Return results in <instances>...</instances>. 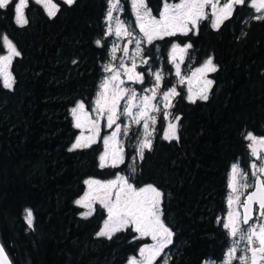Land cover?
Listing matches in <instances>:
<instances>
[{"label":"trees","instance_id":"trees-1","mask_svg":"<svg viewBox=\"0 0 264 264\" xmlns=\"http://www.w3.org/2000/svg\"><path fill=\"white\" fill-rule=\"evenodd\" d=\"M146 1L159 8L163 0ZM57 2L51 17L32 3L23 25L12 7L0 9V55L3 35L20 53L11 64L12 87L0 77V241L14 264H126L147 238L131 226L111 238L98 235L105 209L97 204L85 217L76 199L87 178L108 179L127 162L101 167V141L70 150L79 132L72 108L78 101L92 106L104 74L108 0ZM235 27L233 20L220 33L201 27L194 47L211 50L222 64L212 93L203 101H177L176 139L164 138L158 119L151 149L131 176L135 185L152 184L162 193V219L173 234L165 264H224L231 245L221 219L229 172L246 158L247 134L264 127V74L257 65L264 36L255 32L242 41L236 57Z\"/></svg>","mask_w":264,"mask_h":264},{"label":"snow or ice","instance_id":"snow-or-ice-1","mask_svg":"<svg viewBox=\"0 0 264 264\" xmlns=\"http://www.w3.org/2000/svg\"><path fill=\"white\" fill-rule=\"evenodd\" d=\"M36 3H41L48 15L55 16L59 10L58 5L53 3L52 0H35ZM75 0H64L66 4H73ZM12 3V0H0V9H4ZM27 0H19V3L15 5V11L17 13L16 21L18 24H26L27 20L24 18L22 9L26 6ZM249 5L255 9L257 13H264V0H178V2L169 3L168 0H164L163 10L160 12L159 19L152 15L151 9L147 7L145 0H132V7L136 13L137 26L140 32L143 33V37L148 44H151L155 39H163L166 36H174L178 32L187 34L190 30L189 25L195 27L200 20L208 18L206 8L211 9V15L214 17L212 22L213 28H219L220 24L224 20L228 19L234 10L236 5ZM119 7V0H110V10L107 13V20L112 21V11ZM254 19H264V14L257 15ZM108 34H111V28ZM115 34L117 36H131L127 30V26L123 21L117 20L115 27ZM3 44L7 47V55H0V77L3 79V86L5 88H11L13 85V78L11 74V64L14 57L20 55L19 51L12 44V42L5 35L3 36ZM98 45L101 41H96ZM131 43V41H129ZM137 52L140 51V41H136ZM191 45H186L181 48L179 45H173L171 50V59L176 61L177 53H184ZM115 51V48H113ZM125 52L127 49L125 48ZM183 57L181 56V60ZM147 63V61H144ZM123 67V64H121ZM136 65L133 63L131 69H127L128 79L137 80L143 82V76L139 73H134ZM176 76L181 77L180 64L176 63ZM105 71H112L111 65L105 66ZM216 67L213 64L211 58H209L205 64L197 68L193 72V77L206 72H215ZM156 86L152 89L153 95L151 97L144 96L141 98L140 105L134 103L136 100L135 91H129L128 89L120 88V84L123 81L119 80V73H114L110 78H106L100 86V92L95 101L96 107L93 109L97 113L98 118L107 114V127L111 128L116 123L117 109L119 107V101L124 99L125 95H128L127 103L123 109V115L130 117L132 122L139 124L141 120H144L143 125L145 131V139L140 144V158L143 159V150L145 148L151 149V140L147 137L151 135L148 131L147 119H151L155 123V117H150L148 109L151 107L153 111H158L155 105L151 104V100L155 99L156 89L160 87L163 79L160 72L154 73ZM184 77H181L183 82ZM119 81V83H114ZM191 83V81H189ZM205 85L210 87L211 80H205ZM112 88V94L109 95V88ZM191 87L189 92H191ZM175 87L170 88L163 93L164 101H169L170 97L177 95ZM200 99L206 100V88L202 89L196 94ZM189 99L195 102L190 95ZM170 103L166 104V107H170ZM139 107V111L133 113V108ZM72 115L75 118V127L84 128L88 127L90 133L89 136L84 137L81 135L77 138L76 142L72 145V149L81 147H89L92 143H95L99 136V123L98 119L93 120L90 118L89 113L85 111L84 103H79L72 109ZM168 114L165 113V116ZM120 125H116V131L111 136L104 138L105 151L100 156V166H108L106 161L110 157L112 160V167H115L117 163L123 162V157L119 148L114 145L117 143V134L120 132ZM165 139H176L175 125L169 124V130L165 133ZM251 141L249 148L252 155L262 163L258 166L253 163L251 167L254 169L252 175L256 177V182L253 185L247 183V173L240 169L238 164L232 165L231 173L229 177V188L231 189V195L228 199V204L231 208L233 204H238L243 208V214L235 211H229L227 216V222L223 223V227L228 230L231 237L236 238L239 234V240H233V246L229 248L226 253V259L224 264H232L234 259H239L240 264H264V180L260 178V175H264V156L261 155L264 152V137H256L252 133H248L245 137ZM258 173L260 175H258ZM89 186V192L85 195L83 200L77 201V204L89 209L84 213L85 217L92 214L95 210L92 208V202L98 201L100 205L107 210V220L104 222L102 230L98 233L100 236H111L123 229L131 226L133 230L139 233L138 238L151 237L155 244L144 245L139 250L140 259L135 257L130 258L129 264H153L158 256L162 253L163 249L170 243H172V232L165 225L161 219L162 210V193L153 185H146L143 187H135L129 183L124 176H117L115 180L107 182H101L99 180L89 179L85 181ZM253 187L255 190L250 192L246 199L241 203L240 195L241 189H247ZM115 190V191H113ZM87 201V203H85ZM258 205V209H254L253 205ZM26 219L29 227L33 223V213L30 209H26ZM254 212H258L255 223H251L254 219ZM241 225H247V228H242ZM246 243L245 254L240 257L236 256L237 247L239 242ZM0 264H11L8 254L5 251V247L0 245Z\"/></svg>","mask_w":264,"mask_h":264},{"label":"flooded vegetation","instance_id":"flooded-vegetation-1","mask_svg":"<svg viewBox=\"0 0 264 264\" xmlns=\"http://www.w3.org/2000/svg\"><path fill=\"white\" fill-rule=\"evenodd\" d=\"M147 7L151 9L152 15L155 16L157 19H159L160 12L163 10V4L164 0L162 1L159 8H154L145 0ZM168 2H178L176 1H169ZM19 3V0H12V3L9 4V8H13L14 12V18L16 20L17 13L15 11V5ZM32 3H36L35 0H27L26 6L22 9V13L24 18L26 19V10L30 7ZM54 3L58 5L57 0H54ZM43 7L41 3H36ZM44 8V7H43ZM5 9V8H4ZM110 10V0H108V6H107V12H106V18H105V45L107 49V57L105 59V62H112L114 57L117 58L119 56V53H117L119 50H122L123 48L132 49L133 43L135 40L137 41L138 37L143 36V33L140 32L139 27L137 26L136 21V15L133 11L132 2L131 0H119V7L112 11L113 20L110 22L107 20V13ZM46 11V10H45ZM205 11L208 13V18L200 20L198 24L195 27H192L189 25V31L187 34L177 33L174 36H166L163 39H155L151 44H147L146 41H142L144 45H142L141 48L145 47V50L143 51L144 59L142 61V65H136L137 72L134 71V73L142 74L144 83L143 84H151L154 83L155 77L152 76L151 69L155 70L160 68L161 75L163 77L161 81V88L162 90L170 89L172 87H175L176 92L178 93L175 95V97L172 98V103H170V109L171 113L174 116H179L178 112L176 111L177 101L183 99L187 102H192V100L189 99V95L193 97L195 102L197 101H203L204 99H200L196 94L199 93L202 89L206 88V94L207 97H210L213 89V85L215 82V73L220 70L222 64L220 60L216 59L215 54L209 50L203 49L201 52L198 51L193 44V40L196 37V35L199 33L200 29L204 25H209L212 27V22L214 17L211 15V9L206 8ZM47 12V11H46ZM264 13H257L255 9L249 5H236L234 7V10L232 12V15L223 21V23L227 20H233L235 21V28L232 30V33H234V46H233V56L238 57V54H240L241 51H243L242 41L248 40L249 38H253L255 32H260L264 36V19L257 20L254 19L255 16L261 15ZM120 20L125 23L127 26V30L132 33L131 36H117L115 34V27H116V21ZM239 21V22H238ZM223 23L220 24L219 28H214L218 33L221 31V26ZM259 28V30H257ZM111 28V34L109 35V29ZM220 31V32H219ZM7 36V35H6ZM131 41V43H129ZM120 42V43H119ZM191 45V47H188L186 49L187 52V58L191 57L193 60L194 65H200L203 66L205 62L211 58L213 61V64L216 67L215 72H206L204 74H198L193 77V72H191L190 77L188 80L184 83L174 81V72H173V65H172V59L171 56H169L170 51L172 50L173 45H179L180 47L184 48L186 45ZM116 48V53H112V48ZM259 52V51H258ZM257 52V53H258ZM260 56H258L257 65H259V69H261V73L264 74V46H263V53L259 52ZM144 61H147L145 63ZM187 63V62H186ZM127 74V71H125V75ZM205 80H211L212 84L210 87L206 86L204 81ZM191 81V83H189ZM143 85L136 84V88L142 89ZM191 87L192 91L189 92V88ZM191 93V94H190ZM87 105V104H86ZM88 108L91 107L87 105ZM150 109V108H149ZM148 109V110H149ZM133 111V110H132ZM163 114L159 113L158 118H162ZM158 123V121H157ZM164 132V131H163ZM256 137H264V127L262 130L255 134ZM251 141L248 140V153L246 155L245 159H240L235 161L234 164H238L242 169H248L250 166V163L258 162V160L255 156L252 155L251 149L249 148V144ZM262 156H264V152L261 153ZM260 175V174H258ZM262 180H264V175H260ZM256 182V177L253 180V184ZM229 184V183H228ZM252 184V185H253ZM152 185V184H147ZM252 187L251 190H249L246 195L244 196L243 201L246 199V196L253 190ZM242 201V202H243ZM241 202V203H242ZM254 209H258V205H254ZM241 213H242V207H241ZM256 216H258L255 212ZM147 242H151V238L146 237ZM146 244V243H144ZM169 246V245H168ZM166 246V250L168 248ZM165 250V253H166ZM164 257L160 256L159 261L155 264H164ZM163 258V259H161Z\"/></svg>","mask_w":264,"mask_h":264},{"label":"rangeland","instance_id":"rangeland-1","mask_svg":"<svg viewBox=\"0 0 264 264\" xmlns=\"http://www.w3.org/2000/svg\"><path fill=\"white\" fill-rule=\"evenodd\" d=\"M52 2L54 3V0H52ZM131 2H132V0H131ZM169 3H171V2H169ZM44 9H45V7H44ZM133 11L135 13L134 9H133ZM135 15H136V13H135ZM3 36H5V35H3ZM8 39L16 47L14 42L9 37H8ZM137 39L140 41V44H139L140 51L139 52H137V44H136V40H135L133 42V43H135V45H133V47H131L132 49H129L127 52H125V49L123 48L122 50H119L117 52V53H119V56L117 58L114 57V59H113V61L111 63L110 62H104V74L102 76V80H101L100 86H101V84L103 83V81L106 78H110L114 73L118 72L119 73V80L123 81V83L119 85L120 88L128 89L129 91H135L136 100L134 101V103H136L137 105H140V101H141L142 97H144V96L151 97L153 95L151 90L155 88L156 80L154 81V83H151V84H149V83L148 84H143L144 83V79H143V82H140V81H137V80H129L128 79V74L125 75V71L127 69H131L133 63H135V65H142V61L145 60L144 59V54H143V51L145 50V47H143V48H141V47H142V45H144V43L142 41H146V39L143 36H140ZM2 41H3V39H2ZM4 47H5V52L3 54H1V55H7V47H6V45H4ZM113 48H115V51H113ZM113 48H112V53H116V48L117 47H113ZM169 56H171V51L169 53ZM181 56L183 57L182 60H181ZM176 63L180 64L181 77H184L183 82H181V77L176 76V67H175ZM121 64H123V67H121ZM106 65H111L112 71H105V66ZM172 65H173V72H174V81H178V82H181V83H184V82H186L188 80V78L190 77L191 72H194L197 68L202 67L200 65H194L192 58L191 57L187 58V52L186 51L184 53H179L178 52L176 61L175 62L172 61ZM134 71L137 72L136 67H135ZM150 71L152 72V76H154V73H156V72H160L161 73L160 68L155 69V70L151 69ZM114 83H119V81H116ZM136 84H137V86L138 85H140V86L143 85L142 89L136 88ZM100 86H99L97 95H96L91 107L88 108V106L83 101H78L73 108H75L79 103L82 102V103H84L85 111L89 113L90 118L93 119V120H97L98 119L99 136L97 137L96 142L101 141L102 144H103L104 149H103V152L101 153V155L105 151V145H104V142H103L104 138L111 136L112 133L114 131H116V125H120L121 130L117 134V138H116L117 143L114 146H117L120 149L122 157H123V162L122 163H117L116 166H120L123 163L127 162L126 165H125V168H127V169L116 172V174L114 176H112V177H110L108 179H100L98 177H89V178L86 179V181L89 180V179H94V180H99L101 182H107V181H110V180H115L117 178V176H124L128 180L129 183L133 184L137 188L146 186L147 184H144L142 186H137V185H135L133 183V181L131 179V176L135 173V170H136L137 160L140 159V144H141V141H143L145 139V131H144V127H143L145 121L141 120V122L139 124H136V123L132 122L130 117H126L125 115L122 114L123 113V109H124V107H125V105L127 103V100H128V95H125L124 99L119 101V107L117 109L116 123L113 124V126L111 128L107 127V114H104V116H101V117L98 118L97 113L93 111V109L96 107L95 101H96V99L98 97V93L100 92ZM168 90L169 89H167V88L165 90H162L161 85H160V87L158 89H156L155 99L151 100V104L155 105L156 108L158 109V111H153L152 108L150 107V109L148 110L149 116L150 117H155V123H153V121L151 119H147L148 131L151 133V135L148 136L147 138L150 139L151 142L153 140V136H154L155 130L157 128V121L159 119L158 118V114L159 113L163 114V119H164V125H163V131L164 132H163V135L165 136V133L169 130V124H173V125H175V134L177 136V132H178V128H179V116H174L171 113V111H169L170 107H166V104L172 103V101H173L172 98L175 97V95L170 97L169 101H164V99H163V93L168 91ZM111 94H112V88L110 86L109 95H111ZM138 111H139V107L133 108V113L134 114L136 112H138ZM165 113H167L168 115L165 116ZM73 119H74V124H75V118L73 117ZM78 129H79V132H78V135H77L74 143L76 142L77 138L80 137L81 135H83L84 137H87V136L90 135V133L88 131V127L78 128ZM146 149L147 148H145L144 150H146ZM144 150H143V152H144ZM106 163H107V165L111 166L112 160H111L110 157L108 158ZM253 163H255V164H257L259 166L262 163V161L261 160L258 161V162H253L252 161L250 163L249 168L247 170L246 169H242L239 166L240 169L243 170V172L247 173V183L249 185L253 184V180L255 178L252 175V172L254 171V169L251 167V165ZM230 173H231V170L229 172V177H230ZM251 189H252V187L240 190L241 193H242L240 195V202L243 201L244 196ZM113 191H115V190H113ZM88 192H89V186L86 184L85 191H84V193L81 196H79L76 199V204H77V201L83 200L85 195ZM230 195H231V189L229 188V184H228V197H227L228 199H229ZM85 203H87V201H85ZM97 204L100 205V203L98 201H93L92 202V208L95 209ZM77 205L79 207H81V209H82L81 214L83 216H85L84 213L89 211V209L84 207V206H81L80 204H77ZM230 210L241 213V206H239L238 204H233L231 206V208H230V206L228 204L227 211L221 218L222 219V223L227 222V216H228V213H229ZM105 212H106V217H105V219H104V221L102 223V226H101L99 232L102 230V228L104 226V222L108 218L106 209H105ZM241 215H242V213H241ZM256 218H254L253 221L250 222V224L251 223H255L256 222ZM161 219H162V216H161ZM241 227L242 228H247L248 226L247 225H241ZM138 235H139V233H138ZM144 238H146V237H144ZM149 238H151V237H149ZM234 239L239 240V234H238V236L236 238L231 237V245H230V247L233 246V240ZM155 243L156 242L151 239L150 243L146 242V244H143V246L144 245H152V244H155ZM229 248H228V250H229ZM245 249H246V243L243 242V241H240L239 245L237 247L236 256L240 257L241 255H244L245 254ZM165 250H166V247L163 249V251L160 254V256H162V255L165 256ZM160 256H158L156 258V260L153 262V264L157 263V261L160 262L159 261ZM132 257H135L138 260L140 259L139 253L136 256H132ZM132 257H130V258H132ZM166 257L168 258L167 255H166ZM130 258H129V260H130ZM225 259H226V256H225ZM225 259H224V261H225ZM129 260L127 261L126 264H129ZM232 264H240L239 259H234L232 261Z\"/></svg>","mask_w":264,"mask_h":264},{"label":"water","instance_id":"water-1","mask_svg":"<svg viewBox=\"0 0 264 264\" xmlns=\"http://www.w3.org/2000/svg\"><path fill=\"white\" fill-rule=\"evenodd\" d=\"M115 147H117V146H115ZM118 148V147H117ZM261 178V177H260ZM262 179V178H261ZM255 189H253L252 191H254ZM251 191V192H252ZM255 205V204H254ZM254 205H253V208H254ZM242 214H243V208H242ZM257 215H258V213H257ZM253 216H254V218H255V216H256V213L254 212V214H253ZM251 222V221H250ZM0 245H2V243H1V241H0ZM6 251V250H5ZM6 253H7V251H6ZM8 254V253H7ZM8 257H9V259H10V261H11V264H14L13 263V261L11 260V258H10V256H9V254H8Z\"/></svg>","mask_w":264,"mask_h":264}]
</instances>
